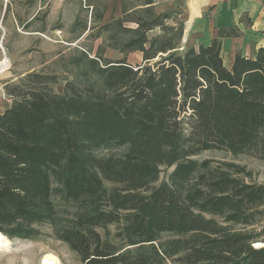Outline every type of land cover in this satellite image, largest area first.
<instances>
[{
  "label": "trees",
  "instance_id": "16d2710c",
  "mask_svg": "<svg viewBox=\"0 0 264 264\" xmlns=\"http://www.w3.org/2000/svg\"><path fill=\"white\" fill-rule=\"evenodd\" d=\"M153 4L122 0V16L99 29L107 45L78 59L82 86L56 94L57 77L35 72L4 83L0 234L30 240L48 224L80 264H264V246L253 247L264 245V226L251 229L264 220V184L212 177L190 161L205 150L264 161V47L230 68L217 40L181 53L183 23ZM105 9H92L95 23ZM105 49L123 58L106 60ZM133 53L140 65L127 62ZM161 168L174 170L156 185ZM201 176L204 190L191 193ZM54 186L75 208L70 219L57 217Z\"/></svg>",
  "mask_w": 264,
  "mask_h": 264
},
{
  "label": "rangeland",
  "instance_id": "374dc122",
  "mask_svg": "<svg viewBox=\"0 0 264 264\" xmlns=\"http://www.w3.org/2000/svg\"><path fill=\"white\" fill-rule=\"evenodd\" d=\"M132 3L133 0H124L126 8L131 7ZM169 3L170 0H160V6L155 13H171L183 23L184 32L179 52L196 48L202 41L195 37L197 34L193 23L200 14L193 13L192 17V0H189L187 7L181 5L172 8ZM107 4V0H0V114L12 102L5 94L4 83L15 81L27 73H43L57 77L58 81L52 87L56 94H62L67 83L76 87L82 86L81 83L87 78L84 76L83 63L78 61L81 54L95 58L98 49L107 45L106 36L99 32L106 23H103L102 19L95 23L91 12L92 9L95 12L102 11ZM84 26L86 31L81 34ZM129 27L133 25L129 24ZM156 34L157 31L151 32L148 38ZM102 56L111 62L123 58L122 54L111 49H105ZM129 62L132 66L141 64V54L133 53L129 56ZM111 152L122 153V150ZM100 154L103 156L108 152L103 151ZM190 161L204 165L212 177L220 176V179L235 180L242 185L264 184V161L247 150L237 153L205 150L199 156L190 158ZM173 170L174 168H161L156 185L168 182V176ZM206 178L194 177L188 184L191 193L204 190L202 185L207 181ZM104 185L109 189L113 187L106 182ZM52 202L61 221L71 218L75 208L64 199L56 186L53 187ZM206 217L223 222L218 217ZM257 218L258 221L261 220V216ZM262 226L264 220L251 229L259 233ZM38 229L40 233L34 239L10 240L12 247L0 250V264H39L46 254L56 256L61 264H80L79 256L56 239L51 226L44 224ZM115 231L117 230L114 227L110 228L112 234Z\"/></svg>",
  "mask_w": 264,
  "mask_h": 264
},
{
  "label": "crops",
  "instance_id": "0c3cea01",
  "mask_svg": "<svg viewBox=\"0 0 264 264\" xmlns=\"http://www.w3.org/2000/svg\"><path fill=\"white\" fill-rule=\"evenodd\" d=\"M107 1L103 23L122 16V0ZM153 2L154 9L158 10L160 0ZM169 4L172 8L187 7L189 0H170ZM198 8L200 17L195 19L193 29L202 43L193 49L217 40L223 64L230 68L236 55L254 59L264 47V0H198ZM130 55L127 56L129 64Z\"/></svg>",
  "mask_w": 264,
  "mask_h": 264
},
{
  "label": "bare ground",
  "instance_id": "6f19581e",
  "mask_svg": "<svg viewBox=\"0 0 264 264\" xmlns=\"http://www.w3.org/2000/svg\"><path fill=\"white\" fill-rule=\"evenodd\" d=\"M190 9H191L192 17L194 16L193 13H198L199 12L198 0H192ZM0 73H1V68H0ZM263 246H264L263 244H254L253 245L254 248H260V247H263ZM11 247H12L11 241L7 237H5L2 234H0V250L9 249ZM39 264H61V263H60L59 259L56 256H54L52 254H46L41 259Z\"/></svg>",
  "mask_w": 264,
  "mask_h": 264
}]
</instances>
